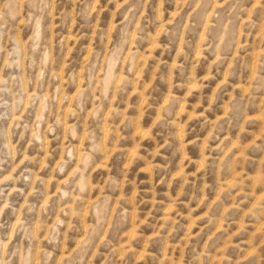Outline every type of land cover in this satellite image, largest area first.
Returning <instances> with one entry per match:
<instances>
[{"label": "clouds", "instance_id": "9594fccd", "mask_svg": "<svg viewBox=\"0 0 264 264\" xmlns=\"http://www.w3.org/2000/svg\"><path fill=\"white\" fill-rule=\"evenodd\" d=\"M0 264H264V0H0Z\"/></svg>", "mask_w": 264, "mask_h": 264}, {"label": "rangeland", "instance_id": "374dc122", "mask_svg": "<svg viewBox=\"0 0 264 264\" xmlns=\"http://www.w3.org/2000/svg\"><path fill=\"white\" fill-rule=\"evenodd\" d=\"M69 40H70V43H78L77 41H75L74 39H72V37H70ZM254 114H255V113H253V115H254ZM199 214H200V211L197 210V212L193 213V216H196V215H199ZM197 223H198V222H197ZM198 230H199L198 228L193 227V232H196V231H198ZM173 255H175V253H173ZM166 256H167V253H165L164 256H162L161 258L164 259V258H166Z\"/></svg>", "mask_w": 264, "mask_h": 264}]
</instances>
